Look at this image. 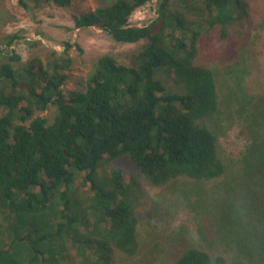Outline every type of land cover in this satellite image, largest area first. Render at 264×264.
<instances>
[{"label":"trees","instance_id":"trees-1","mask_svg":"<svg viewBox=\"0 0 264 264\" xmlns=\"http://www.w3.org/2000/svg\"><path fill=\"white\" fill-rule=\"evenodd\" d=\"M150 2L73 14L77 29L139 45L125 61L97 58L78 89L65 90L71 43L47 60L0 50V264H264V135L235 158L216 124L233 108L264 114V97L224 86L252 69L251 1L158 0L156 19L133 25ZM168 194L192 211V231L167 229L176 208L155 202Z\"/></svg>","mask_w":264,"mask_h":264},{"label":"rangeland","instance_id":"rangeland-1","mask_svg":"<svg viewBox=\"0 0 264 264\" xmlns=\"http://www.w3.org/2000/svg\"><path fill=\"white\" fill-rule=\"evenodd\" d=\"M21 1L25 2L26 7L21 4ZM111 1L75 0L71 6L64 9L55 5L39 8L34 0H0V50L3 51L1 59L5 60L14 50L24 62L34 56L47 60L52 51L62 52L64 43L69 42L73 45L71 56L74 59V71L65 90L82 87L81 82L86 79L97 58L111 54L120 61H125L128 59V55L139 47L138 44L118 43L108 33L96 27L75 28L72 19L73 14L92 10L98 5H105ZM250 1L252 4L251 24L246 22L244 30L247 31L249 37L247 43L250 44L252 69L248 75H242L237 71L228 73L225 79L227 83L225 82L224 85L227 89L228 86L230 87L233 98L240 97V100L243 99L242 95L239 94L240 92H244L254 100L259 95L264 97V0ZM157 8L158 0H151L148 5L134 13L131 23L135 26L150 24L157 17ZM259 24L261 25L257 31L255 29ZM13 35H18L19 38L15 39L9 46L10 36ZM254 40H256V44L253 46ZM256 107L264 108V104H257ZM257 110H251V108L245 110L243 111L244 118L238 119V116L232 113L233 108L228 112L226 116L228 119L224 125H220L217 120L216 124L221 132V142L228 155L243 158L248 153L254 152L252 146L261 144L262 135H264V127L261 128L262 125L264 126V114H257ZM56 113L57 107L52 105L42 116L51 119ZM254 115L256 116L254 117ZM247 117L252 118L247 120ZM254 118L258 119L256 123H254ZM121 162L119 163L122 164ZM124 166L129 167L127 164ZM263 177L264 174L261 182L257 183L259 186L264 184ZM260 179L261 177H258L256 181ZM252 184L250 183V185ZM256 188L259 187L256 186ZM183 202L184 200L179 201L169 194L160 195L155 202L156 209L159 211L176 208L174 215L168 213L169 219L166 222L169 231L184 228L192 231L195 228L193 213L185 206H181ZM190 202L195 205V198H191ZM218 202L222 203L221 201ZM179 203L180 207L177 208ZM245 228L252 232L249 225L246 224L243 229Z\"/></svg>","mask_w":264,"mask_h":264}]
</instances>
